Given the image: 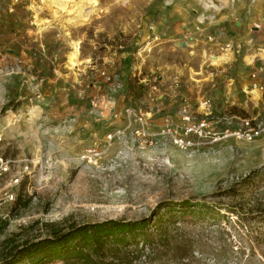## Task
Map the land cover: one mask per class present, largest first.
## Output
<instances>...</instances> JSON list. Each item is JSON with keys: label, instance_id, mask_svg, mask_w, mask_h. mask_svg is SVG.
Here are the masks:
<instances>
[{"label": "rangeland", "instance_id": "obj_1", "mask_svg": "<svg viewBox=\"0 0 264 264\" xmlns=\"http://www.w3.org/2000/svg\"><path fill=\"white\" fill-rule=\"evenodd\" d=\"M78 1L0 0V152L39 159L17 200L0 206V251L10 237L44 238L53 227L147 218L160 242L153 264H181L193 251L203 256L192 264H264V134L217 142L192 136L195 145L187 149L168 135L139 142L127 131L109 139L123 123L113 108L140 106L154 115L144 98L149 90L181 105L180 119L154 115L156 126L168 119L183 124L185 98L192 123L206 118L222 134L247 119L264 121V89H251L255 81L264 84V0H98L101 12L83 24L54 20ZM244 6L251 9H239ZM164 11L173 15L163 23L168 29L160 24ZM39 18L54 21L42 27ZM221 30L227 35L219 38ZM210 35V44L235 46L227 62L205 63L200 49ZM76 42L81 53L72 63ZM128 51L135 65L129 81L139 87L134 101L122 109L103 101L101 112L97 104L106 92L90 99L93 83L115 84L123 69L112 53ZM103 62L113 66L109 82L100 76ZM231 64L252 67L239 102H228L226 83L219 91L199 90L205 70L225 69L222 80L236 84L235 66L226 69ZM157 77L162 87L155 92L144 81ZM172 84L177 90L167 91ZM203 100L212 102L209 115ZM93 148L103 153L83 159Z\"/></svg>", "mask_w": 264, "mask_h": 264}, {"label": "built area", "instance_id": "obj_2", "mask_svg": "<svg viewBox=\"0 0 264 264\" xmlns=\"http://www.w3.org/2000/svg\"><path fill=\"white\" fill-rule=\"evenodd\" d=\"M151 28L154 30L153 26H151ZM154 32L153 41H156L159 39L160 35H156L155 30ZM226 35L227 33L224 30H221L218 37L222 38ZM206 39L210 43L214 38L210 35L207 36ZM234 50L235 46L232 42L229 41L228 43H224L217 39L213 44L211 43L210 45L204 47L202 54L205 57V63L208 64L213 63L212 57L214 56H221L223 57L221 61L227 62L229 53H233ZM102 66L103 67L99 70L100 76L106 82H109L113 79V74L110 71L113 66L105 62L102 63ZM261 70H263V68ZM252 76L256 77V72H254ZM160 78L157 77L151 81L145 80L144 82L156 92L158 90L160 91V86L162 87ZM172 86L173 84L167 89V91L171 88L173 91L177 90L178 85L174 87ZM248 89L250 88L248 87ZM251 89L261 92L264 89V84L260 85L258 81H255ZM184 103L185 104L182 110L184 113V123L177 125L172 119H168L166 123L161 125V127L156 126L154 122V115L149 109L147 110L146 108L134 105H127V107L121 111H116V109L113 108L112 111L114 112V116L116 118H123V123L116 127L113 132H110L109 139H113V137L117 135H124L127 131H130L139 142H147V140L150 139L152 142L157 136L168 135L171 136L178 148L187 149L195 145V142L191 138L192 136H198L199 138H211V142H217L222 138L230 136L240 137L246 141H252L264 134V121H260L258 118L250 120L247 119L243 128L234 130L228 128L224 130V134L216 131L214 126L206 118L199 119L198 122L192 123L191 121L194 117L188 111L190 103L187 98H185ZM200 106H203L206 109V114H210L212 108V102L210 100H203ZM156 129L159 130L156 131ZM181 132L183 134H180ZM209 135L211 136L209 137ZM3 141L4 137L0 133V144ZM85 152L86 153L83 154L82 157L83 159H93L103 153V151L97 150L96 148L89 149ZM34 161H39V159L34 160L33 158L31 159L28 157L16 159L6 156L0 152V206H2L3 203L9 204L17 200L20 190L19 187L22 185L25 178L30 180L34 173L32 167ZM140 248L142 250V256L135 260V264H153L150 247L145 243H141ZM202 256L203 254L200 251H193L192 254L186 255L182 258L181 264H192L195 259L202 260Z\"/></svg>", "mask_w": 264, "mask_h": 264}, {"label": "trees", "instance_id": "obj_3", "mask_svg": "<svg viewBox=\"0 0 264 264\" xmlns=\"http://www.w3.org/2000/svg\"><path fill=\"white\" fill-rule=\"evenodd\" d=\"M188 204L190 201L183 203ZM152 231L147 218L129 221L112 218L53 227L44 238L17 241L10 237L0 251V264H135L142 256L140 239L145 244H155L151 253L160 246Z\"/></svg>", "mask_w": 264, "mask_h": 264}, {"label": "crops", "instance_id": "obj_4", "mask_svg": "<svg viewBox=\"0 0 264 264\" xmlns=\"http://www.w3.org/2000/svg\"><path fill=\"white\" fill-rule=\"evenodd\" d=\"M162 7L164 8V6H162ZM163 13L164 14H162V16H164V17L161 16L160 24H162L164 29H168L170 27V25L164 26L163 23L171 20L173 15L169 11H164ZM12 39H16V37H14ZM203 41H204V43L202 44L203 47H201V49H200L202 52L204 50V47L210 45V43L207 39L203 40ZM132 54H133V52H131V51H128L125 53L124 52L112 53V55H114L115 59L118 61L119 65H122V69H123L122 73L117 74L116 79H115V82H116L115 84H109V85L103 86V83L101 81H98V80L95 81L96 84L93 83L94 90L92 91L93 92L92 95H90V99L93 96H94L93 98H97L98 95H94V94H96L97 92L103 91V90H101V88L102 89L104 88V90L106 92V95H104V97L99 96L100 99L104 98L103 100L98 101L99 103L97 104V108H99V111L102 112L106 108V106L104 104H102L103 101H104V103L106 102V103H108V104L110 103L112 105L116 104V107L119 109H122L128 103L134 101V93L139 87L137 88L135 85L132 84L131 81H129V79L132 78L131 75L133 74V70L135 67V65H133V63L130 62V58H131ZM113 62L114 61H112V63ZM234 66H235V70L239 73L238 78L240 79L239 80L237 78H234L235 81L238 80L236 84L231 82V80H230L231 78H229V79L226 78L225 80H222L223 75L221 73H223L225 69L218 70L217 72L211 71L212 75L210 74L209 71L205 70L207 74H204V77H199V80H201V82L199 84H197L200 88L199 90H201V88L203 87V91L206 90L207 88H211V89H214L215 91H219L221 88L220 84L226 83V87L224 89L227 91L226 97H227L228 102L229 101L239 102L240 99H238V96H240L241 93L246 92V88H247V86H249L248 83L251 82V80L248 79V77H249V72H250L249 70H251L252 67L249 65H239L237 67L236 64H234V65L231 64L228 67H226V69H228L229 67L233 68ZM209 75H211V77ZM215 76H218V77L216 78ZM164 83H167V81H165ZM90 85H91V83L87 86V88H89ZM241 85H243V86L241 87ZM193 86H194V84L191 86L189 85L187 89L190 91V89H192ZM205 93H206V91L203 92L202 95H204ZM216 94H217V92H216ZM161 95H162L161 93H160V95H157V94L153 93L151 90H149L148 92H146V96H144V98L146 97V99L149 100V102L153 104L152 109H153V112H154V115L156 116V118L161 120V119H164L165 117L170 116V117L175 118L176 120L180 119L181 118V115H180L181 105H180V103L178 101H176L173 97H169L170 99H168V98H166V96H163V98H162ZM263 96H264V91H263ZM88 98H89V96H88ZM94 101L95 100H92V102H94Z\"/></svg>", "mask_w": 264, "mask_h": 264}, {"label": "bare ground", "instance_id": "obj_5", "mask_svg": "<svg viewBox=\"0 0 264 264\" xmlns=\"http://www.w3.org/2000/svg\"><path fill=\"white\" fill-rule=\"evenodd\" d=\"M47 1H51L53 3H55V1L61 3L62 1L65 0H47ZM75 1V0H73ZM74 5V7H73ZM72 5L73 10H69V13L67 15H61L58 14L57 12L54 13V20H56V18H64V22H73V21H80V23H85L86 21H89L90 19H92L97 13L101 12V7H100V2L98 0H79L78 2H75ZM240 10L244 9H251L248 6H244V7H239ZM250 14H252L251 12H249ZM70 15L71 17H67L65 18V16ZM40 20V25L43 27L44 25H46L47 23L52 24L54 20H48V19H43V18H39ZM81 53V49H80V45L79 42H76L74 45V51L71 53L70 55V61L72 63L76 62V60L79 58V55ZM254 55L251 56V59H253ZM223 59V57L221 56H214L212 57V60L215 62H220Z\"/></svg>", "mask_w": 264, "mask_h": 264}]
</instances>
